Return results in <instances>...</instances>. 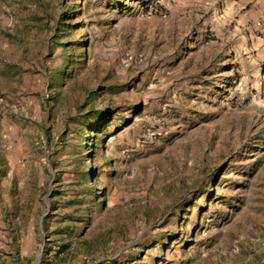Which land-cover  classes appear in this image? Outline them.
I'll list each match as a JSON object with an SVG mask.
<instances>
[{"label":"rangeland","instance_id":"374dc122","mask_svg":"<svg viewBox=\"0 0 264 264\" xmlns=\"http://www.w3.org/2000/svg\"><path fill=\"white\" fill-rule=\"evenodd\" d=\"M251 2L0 0V264H264Z\"/></svg>","mask_w":264,"mask_h":264},{"label":"crops","instance_id":"0c3cea01","mask_svg":"<svg viewBox=\"0 0 264 264\" xmlns=\"http://www.w3.org/2000/svg\"><path fill=\"white\" fill-rule=\"evenodd\" d=\"M241 1V3L242 4H244V5H246L248 2H250V1H252L251 3L254 5V6H258L259 7V9H260V12L259 13H261L262 12V10H263V12H264V0H240ZM16 139V138H15ZM15 139H11V140H9L8 141V143H9V148H15V146H17L16 144H15V142H16V140Z\"/></svg>","mask_w":264,"mask_h":264},{"label":"trees","instance_id":"16d2710c","mask_svg":"<svg viewBox=\"0 0 264 264\" xmlns=\"http://www.w3.org/2000/svg\"><path fill=\"white\" fill-rule=\"evenodd\" d=\"M96 120H98V118L96 117ZM89 128V127H88ZM94 131V130H93Z\"/></svg>","mask_w":264,"mask_h":264}]
</instances>
